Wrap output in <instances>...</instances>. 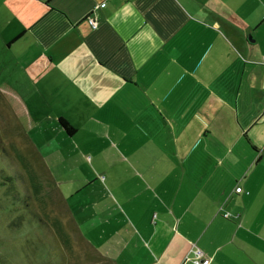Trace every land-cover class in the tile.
I'll return each mask as SVG.
<instances>
[{"label":"crops","instance_id":"crops-1","mask_svg":"<svg viewBox=\"0 0 264 264\" xmlns=\"http://www.w3.org/2000/svg\"><path fill=\"white\" fill-rule=\"evenodd\" d=\"M2 83L100 152L94 264H264V0H0Z\"/></svg>","mask_w":264,"mask_h":264},{"label":"rangeland","instance_id":"rangeland-1","mask_svg":"<svg viewBox=\"0 0 264 264\" xmlns=\"http://www.w3.org/2000/svg\"><path fill=\"white\" fill-rule=\"evenodd\" d=\"M4 101L0 95V264H94L98 257L82 235L99 223L80 221L84 204L100 196L106 168L100 152L93 160L88 150L84 159L61 154L47 110L29 111L26 128ZM39 117L47 121L36 127ZM100 148L113 156L108 144Z\"/></svg>","mask_w":264,"mask_h":264},{"label":"trees","instance_id":"trees-1","mask_svg":"<svg viewBox=\"0 0 264 264\" xmlns=\"http://www.w3.org/2000/svg\"><path fill=\"white\" fill-rule=\"evenodd\" d=\"M0 91L1 95L4 96V99L8 102V104L11 106L12 111L17 116L19 121L24 124V126L28 127V120H29V113L23 108V106L20 104V97L14 93L5 83H2L0 85ZM58 122L60 126L69 134H72V132L75 131V128L72 127L67 120L63 119L62 117L58 118ZM32 125V122H30ZM27 124V126H26ZM33 186H36V183H32ZM37 189H34V192ZM27 197V196H26ZM28 199V198H27ZM65 241V240H64ZM63 242V240H62ZM64 243V242H63ZM65 244V243H64ZM66 245V244H65ZM62 255V254H61Z\"/></svg>","mask_w":264,"mask_h":264},{"label":"built area","instance_id":"built-area-1","mask_svg":"<svg viewBox=\"0 0 264 264\" xmlns=\"http://www.w3.org/2000/svg\"><path fill=\"white\" fill-rule=\"evenodd\" d=\"M104 2L100 3L99 6H104ZM88 23L91 25V27L95 28L97 23L96 21L92 18V17H88ZM236 192H240L242 190V188L240 186H236L234 189ZM192 252V261L194 262V264H203L204 258L203 254L197 249V248H192L190 250Z\"/></svg>","mask_w":264,"mask_h":264}]
</instances>
